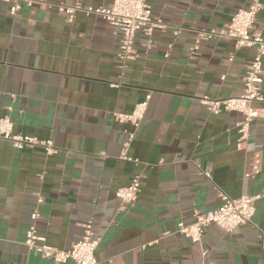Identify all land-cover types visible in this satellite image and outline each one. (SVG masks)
Segmentation results:
<instances>
[{"label": "crops", "instance_id": "1", "mask_svg": "<svg viewBox=\"0 0 264 264\" xmlns=\"http://www.w3.org/2000/svg\"><path fill=\"white\" fill-rule=\"evenodd\" d=\"M147 2L164 28L154 30L149 49L137 33L134 60L119 57L118 37L101 18L77 12L69 22L57 11L60 4L109 8L112 0H36L13 17L0 4V118H10L14 134L56 148L46 156L0 139V264H51L25 245L33 210L37 233L60 250L80 240L92 220L97 264H264V197L254 203L251 224L228 233L210 227L201 244L176 232L178 223L193 222L194 211L220 206V192L235 199L264 187V113L238 148L241 115H214L200 104L204 96L240 95L253 50L201 39L191 53L196 32L219 30L251 0ZM260 2L254 32L264 38ZM148 95L136 129L112 119ZM125 130L134 134L126 153L132 161L120 157ZM135 176L137 200L121 206L114 191Z\"/></svg>", "mask_w": 264, "mask_h": 264}, {"label": "built area", "instance_id": "2", "mask_svg": "<svg viewBox=\"0 0 264 264\" xmlns=\"http://www.w3.org/2000/svg\"><path fill=\"white\" fill-rule=\"evenodd\" d=\"M36 0H0L1 3H8L9 15L15 16L22 5L31 6ZM260 0H251L246 9H238L231 16L229 21L219 30H203L196 32L195 44L191 53L195 54L201 39H221L233 42L234 49H252L253 56L249 66L242 76V91L239 96L210 99L206 96L200 98V104L210 113L216 115L221 112H234L241 115V119L235 123L237 133V147L245 145L250 138L251 123L261 118L264 109L254 107L255 104L264 103L261 94V84L263 82L262 59L264 57V38L254 32V24L257 13L261 10ZM57 11L66 16L71 22L77 12L85 15H92L104 20L113 29V34L118 37V55L122 60H134L138 54L134 49V41L137 33L141 32L147 42L144 47L150 48V37L154 30L164 28L161 20L151 18V10L147 0H112L109 8L104 7H80L57 5ZM176 34V33H175ZM167 54L164 55L167 58ZM228 60L233 61L230 54ZM149 95L145 100L136 104L130 114H112V119L121 124H128L136 129L146 111ZM127 139L123 144L121 159L132 161L127 157V150L133 141L132 131L125 130ZM0 139L9 142L16 149L39 148L46 156L56 153L53 142L49 139H38L33 136L14 134L13 123L8 116L0 118ZM136 162V161H134ZM206 179H210L209 171L202 172ZM140 180L138 176L132 178L130 183L123 188L114 191L115 197L121 206H132L138 196ZM264 197V187L256 195H242L238 198H230L223 192L219 193L220 206L207 212H193V222L177 224L176 232L189 239L192 243L201 244L206 230L210 227H218L224 232H231L234 229L251 224L254 216V203ZM38 203L42 198L38 197ZM38 213L33 210L30 219L31 223L25 234V245L33 254L38 255L51 264H97L96 250L99 245V238L93 234V222L89 220L83 224V235L80 240L73 243L69 249L60 250L49 246L45 238L37 233L35 221ZM169 232L165 231L163 236ZM205 256V251H202Z\"/></svg>", "mask_w": 264, "mask_h": 264}]
</instances>
